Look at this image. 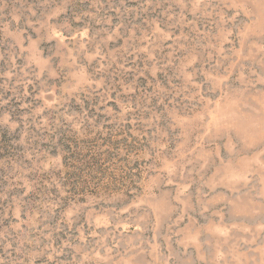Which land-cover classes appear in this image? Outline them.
I'll list each match as a JSON object with an SVG mask.
<instances>
[{
    "label": "rangeland",
    "instance_id": "obj_1",
    "mask_svg": "<svg viewBox=\"0 0 264 264\" xmlns=\"http://www.w3.org/2000/svg\"><path fill=\"white\" fill-rule=\"evenodd\" d=\"M0 264H264V0H0Z\"/></svg>",
    "mask_w": 264,
    "mask_h": 264
}]
</instances>
